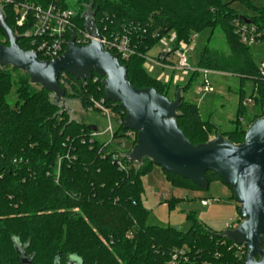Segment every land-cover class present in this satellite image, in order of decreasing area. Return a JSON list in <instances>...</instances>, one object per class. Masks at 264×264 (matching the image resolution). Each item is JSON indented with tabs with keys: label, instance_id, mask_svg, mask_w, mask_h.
<instances>
[{
	"label": "trees",
	"instance_id": "obj_1",
	"mask_svg": "<svg viewBox=\"0 0 264 264\" xmlns=\"http://www.w3.org/2000/svg\"><path fill=\"white\" fill-rule=\"evenodd\" d=\"M30 1L47 5L50 0ZM70 1L60 0V4L76 11L77 29H86L89 11L95 13L101 35L129 33L136 54L127 62L120 60L128 69L129 82L136 89L154 88L167 98L170 85L150 76L144 67L150 49L171 32L181 43L189 42L192 33L215 25L222 29L230 56L204 47L197 67L240 80L237 120L232 131L222 133L217 125L203 119L199 106L186 95L201 75L193 73L183 87L177 86V91H182L178 126L193 145L209 142L212 134L234 144L244 142L247 128L240 119L244 120L246 113L243 96L247 81L254 83L250 98L260 110L249 125L264 118V77L250 47L235 34V21L243 23L245 19L264 29V12L257 10L258 17H244L225 0H80L78 8ZM238 1L250 5L249 0ZM156 2L164 7H153ZM4 13L8 27L21 38L19 46L31 51L23 36L28 28L16 25L15 5H6ZM8 68L12 67H0V264H23L19 254L23 250L31 264H168L173 252L183 248L188 249L190 260L185 264L237 263L233 243L218 237L222 232L212 231L195 216H190L193 225L187 232L148 226V211L142 204L143 178L151 173L154 163L149 159L133 163L127 156L122 159L126 170H120L113 161L117 153L113 144L93 138L89 125L72 120L55 95L32 85L24 72L16 80ZM94 78H98L97 83ZM92 79L84 82L67 74L66 86H62L65 98L79 100L84 110L90 108L91 98L103 99L124 122L125 111L107 100L103 78L94 73ZM15 85L17 102L12 107L7 98ZM124 132L122 124L115 139L124 138ZM164 173L174 187L203 190ZM206 177L209 187L223 182L216 173L209 172Z\"/></svg>",
	"mask_w": 264,
	"mask_h": 264
},
{
	"label": "water",
	"instance_id": "obj_2",
	"mask_svg": "<svg viewBox=\"0 0 264 264\" xmlns=\"http://www.w3.org/2000/svg\"><path fill=\"white\" fill-rule=\"evenodd\" d=\"M245 22L252 21L245 19ZM93 27L95 22L86 19V28L91 31ZM0 30L9 43H0V67L26 73L32 85L41 86L58 101L65 97V90L59 84L61 73L81 81L91 80L94 73L103 78L107 100L118 103L126 113L124 130L138 134L129 154L131 162L142 164L144 159H149L164 172L203 190L209 189L207 173H216L232 189L242 220L217 236L244 245L247 250L244 264H264V118L251 124L241 144L218 135L207 143L193 145L177 122L181 89L174 101L154 88L136 89L128 80L127 67L121 65L117 56L106 52L99 42L77 46L74 35L61 57L43 61L37 53L19 46L21 38L8 27L1 10ZM95 31L101 38L96 28ZM88 129L98 130L92 125ZM19 254L23 264H31L25 250Z\"/></svg>",
	"mask_w": 264,
	"mask_h": 264
},
{
	"label": "rangeland",
	"instance_id": "obj_3",
	"mask_svg": "<svg viewBox=\"0 0 264 264\" xmlns=\"http://www.w3.org/2000/svg\"><path fill=\"white\" fill-rule=\"evenodd\" d=\"M80 0H71V6L78 8ZM230 3V7L236 10L244 17H258V11L264 12V0H249L250 5H245L238 0H225ZM157 3V4H156ZM153 4V7L162 9L164 6L159 5V2ZM157 5V6H156ZM1 7V6H0ZM19 37V36H18ZM0 35V42L3 43ZM186 45V55L190 65L194 69L198 68V63L204 47H207L210 52H217L225 57L230 56V50L226 42L225 35L219 26H213L202 33H192L190 41L177 42V35L171 32L168 36L156 44L147 54L145 69L155 79L162 80L166 84L167 80L172 81L169 87L168 98L171 101L176 99L177 86L187 82L192 73H182L168 66H162L152 62V59L158 57L174 47ZM251 54L255 63L260 66L264 64V44H256L250 46ZM177 62V56H174ZM13 73L14 78L18 80L23 77V72H14L12 68H8ZM209 80L214 88L212 93H204L203 91V75L194 82L193 87L187 91L186 95L200 107V112L205 120H211L216 124L222 133L233 130L235 127L234 121L237 120L238 107L240 104V80L234 76L212 74L209 75ZM37 87V85H35ZM245 94L243 96V104L245 103L246 113L244 121L247 131L251 126L250 120L254 116L260 114V110L255 104H250L247 100L251 97L254 89V83L247 81L244 86ZM16 85L7 98L8 103L14 107L17 102ZM57 99V98H56ZM254 101V100H253ZM59 106L66 110L72 120H83L85 124L92 125L98 128V136L95 139L100 142L109 141L110 134L102 135L106 129L113 125L115 129L117 115L110 113V117H106L100 111H86L82 108L81 102L77 99L62 98L57 100ZM243 125V124H242ZM249 125V127H247ZM216 134L209 137V141L215 139ZM132 151V150H131ZM59 160L56 173L60 171ZM144 194L142 196V204L148 211L146 224L148 226L155 225L159 227H172L182 232H187L193 225V220L190 216H195L198 221L206 225L209 229L215 232H225L226 229H231L238 226L240 220L239 205L232 197V191L223 182L211 183L208 190H191L186 188L174 187L167 179L164 171L154 166L151 173L143 178ZM202 199L213 201L209 207H204L201 204Z\"/></svg>",
	"mask_w": 264,
	"mask_h": 264
},
{
	"label": "built area",
	"instance_id": "obj_4",
	"mask_svg": "<svg viewBox=\"0 0 264 264\" xmlns=\"http://www.w3.org/2000/svg\"><path fill=\"white\" fill-rule=\"evenodd\" d=\"M10 4L16 7V25L19 28H28L23 36L29 41L32 47L31 51L37 53L40 58L42 57L43 61H51L61 57L66 52L73 35L77 46H88L93 42H99L103 45L106 52L117 56L119 61L122 60L123 62H127L136 54L135 49L132 48L131 35L129 33H116L111 36H103L97 30L101 36V38H98L95 31L96 24L95 28L93 27L91 31L87 28L85 30L77 29L75 24L76 11L62 8L60 0H50L47 5H38L30 0H0V10L5 17L4 8L6 5ZM86 19L94 21V17H92L89 11H87ZM76 30L77 33H75ZM235 34L239 37L243 45L250 47L256 44H264V29L257 28L252 22L248 24L246 22L241 23L240 21H235ZM0 35L4 40L2 44L6 43V37L1 30ZM185 48L186 45L184 44L177 50H175L174 47L172 50L162 53L158 59H152V62L162 66H168L182 73L191 72L193 74L198 72L203 75L204 93L214 92V88L209 80V75L220 73L207 69H194L193 66L190 65ZM174 56H177V62L174 60ZM145 59L147 61V56ZM259 70L262 77H264V64L260 65ZM66 78L67 74L61 73L59 78L61 87L66 84ZM92 80L94 83L98 82V78ZM90 102L91 106L86 111H100L106 117H110V113H113L106 107L105 100L103 99L96 100L91 98ZM247 102L250 104L254 103L252 98H249ZM243 105H245V103ZM240 122L243 123L244 120L240 119ZM122 124L124 125V122H122L118 116L116 118L117 129H115L113 125H110L102 135L106 133L110 134L109 141L103 143L106 145L113 144L116 147L117 153L114 155L113 161L118 164L120 170H126V166L122 162V159L129 156L132 152L131 150H133L137 142L138 134L135 131L125 130L124 138L115 139V133ZM92 136L93 138L97 137L98 130L97 132H93ZM212 202L213 201L207 199L201 200V204L204 207H209ZM233 249H235L236 253V264H240L241 262L244 264L247 256V250L244 248V245L233 243ZM187 252V248L175 250L168 264L189 263L190 260Z\"/></svg>",
	"mask_w": 264,
	"mask_h": 264
},
{
	"label": "crops",
	"instance_id": "obj_5",
	"mask_svg": "<svg viewBox=\"0 0 264 264\" xmlns=\"http://www.w3.org/2000/svg\"><path fill=\"white\" fill-rule=\"evenodd\" d=\"M160 81L162 82L161 79H160ZM167 82L170 83V84L172 85V81H171L170 79L167 80ZM167 82H166V84H168ZM184 83L186 84V82H183V83H181V84H184ZM164 84H165V83H164ZM178 85H180L179 82H175V85H173V86L175 87V86H178ZM188 98H189V97H188ZM189 99H190V98H189ZM199 108H200V107H199ZM210 121H211V120H210ZM212 123H213V122H212ZM215 125H216V124H215ZM220 131H221V130H220ZM230 131H232V129L229 130L228 132H230ZM218 135H219V134H217L215 137H217ZM202 200H203V199H202ZM228 229H229V228H228ZM228 229H226V230H228ZM226 230H225V231H226Z\"/></svg>",
	"mask_w": 264,
	"mask_h": 264
}]
</instances>
